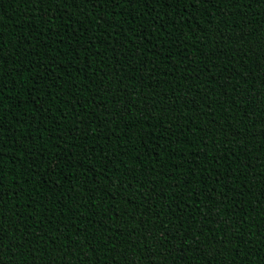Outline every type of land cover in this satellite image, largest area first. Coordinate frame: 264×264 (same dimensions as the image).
<instances>
[{
	"label": "trees",
	"instance_id": "1",
	"mask_svg": "<svg viewBox=\"0 0 264 264\" xmlns=\"http://www.w3.org/2000/svg\"><path fill=\"white\" fill-rule=\"evenodd\" d=\"M0 192L2 264H264V0H0Z\"/></svg>",
	"mask_w": 264,
	"mask_h": 264
},
{
	"label": "snow or ice",
	"instance_id": "2",
	"mask_svg": "<svg viewBox=\"0 0 264 264\" xmlns=\"http://www.w3.org/2000/svg\"><path fill=\"white\" fill-rule=\"evenodd\" d=\"M86 2H87V0H86ZM117 2H123V3H125V4H128V3H133V2H135V0H117ZM139 2H140L143 6H145V5H147L148 0H139ZM235 4H236V0H231V5H232L233 7H235ZM2 195H3V193L0 192V196H2ZM0 232H2V229H0ZM217 243H220V241H217ZM5 248H6V245L3 244V237L0 236V255H2L3 250H4ZM247 255H251V253H247ZM0 264H2V261H0Z\"/></svg>",
	"mask_w": 264,
	"mask_h": 264
}]
</instances>
